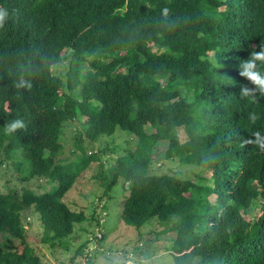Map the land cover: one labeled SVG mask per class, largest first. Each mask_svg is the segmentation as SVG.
<instances>
[{
    "label": "trees",
    "instance_id": "16d2710c",
    "mask_svg": "<svg viewBox=\"0 0 264 264\" xmlns=\"http://www.w3.org/2000/svg\"><path fill=\"white\" fill-rule=\"evenodd\" d=\"M0 9V165L11 161L27 180L20 193L0 190V233L10 235L0 264H43L22 212L37 213L51 246L85 219L62 198L90 163L105 162L58 156L73 120L91 142L118 129L135 136L106 189L130 183L120 211L129 226L172 221L173 264H264V205L252 210L264 198V150L242 144L264 134V96L241 97L254 86L239 75L264 45V0H0ZM64 61L66 90L55 72ZM16 119L26 128L6 135ZM158 147L200 168L198 179L149 173ZM37 179L55 186L37 191Z\"/></svg>",
    "mask_w": 264,
    "mask_h": 264
},
{
    "label": "rangeland",
    "instance_id": "374dc122",
    "mask_svg": "<svg viewBox=\"0 0 264 264\" xmlns=\"http://www.w3.org/2000/svg\"><path fill=\"white\" fill-rule=\"evenodd\" d=\"M68 69L67 61L55 68V72L64 80V90ZM73 95L79 97L80 88L75 89ZM81 125L78 120L62 125L63 145L58 156L76 160L81 159L84 152L94 153L105 162L101 171L98 162L90 163L62 198L73 209H82L86 217L76 223V231L67 239L66 245L51 246L40 241L42 228L37 220V213H33L31 209L24 211L22 217L27 243L35 249L43 264H173V255L167 250L174 236L172 221L159 223L153 220L139 230L129 226L121 219L120 211L123 195L130 183L119 178L112 188L106 189L108 180L115 172L116 159L135 148V136L118 129L113 135H105L96 142H91L83 136ZM179 133L180 139L185 140L184 132ZM157 152L149 168L151 174L169 173L196 180L198 177L194 179V174L202 172L194 164L183 162L177 157L164 158L162 147H158ZM8 162L3 161V165H0V190L10 189L20 193L27 184V180H22L24 172L17 170L11 161ZM101 173L107 176L105 181L102 180ZM29 185L37 191H44L52 189L55 183L42 185L37 179ZM262 205L264 198L254 201V216L259 213ZM99 231H102L100 237L97 236ZM9 238L8 233H0V246L4 250L8 249ZM144 238L148 240L147 245L142 240ZM12 243L19 250L23 246L19 239L13 238Z\"/></svg>",
    "mask_w": 264,
    "mask_h": 264
},
{
    "label": "clouds",
    "instance_id": "9594fccd",
    "mask_svg": "<svg viewBox=\"0 0 264 264\" xmlns=\"http://www.w3.org/2000/svg\"><path fill=\"white\" fill-rule=\"evenodd\" d=\"M7 15L8 14L5 10L0 9V27L4 25ZM260 64H264V45L260 47L258 52L252 51L249 55V58L242 60L239 64V75L246 78L254 86L253 88L241 86V97H251L253 100H255L257 92H259L261 96H264V72L260 70ZM216 67L220 68L222 65L217 64ZM257 119H259L258 115L254 113L249 114V120L252 123H255ZM24 128H26L25 121L16 119L7 122L4 125V132L6 135H11L18 129ZM253 137L254 139L244 140L242 144H253L259 149L264 150V134H262L260 131H255L253 132Z\"/></svg>",
    "mask_w": 264,
    "mask_h": 264
},
{
    "label": "built area",
    "instance_id": "2783aa9c",
    "mask_svg": "<svg viewBox=\"0 0 264 264\" xmlns=\"http://www.w3.org/2000/svg\"><path fill=\"white\" fill-rule=\"evenodd\" d=\"M101 234H102V231H99V232L97 233V236L100 237Z\"/></svg>",
    "mask_w": 264,
    "mask_h": 264
}]
</instances>
